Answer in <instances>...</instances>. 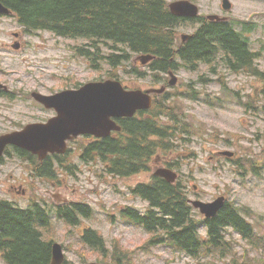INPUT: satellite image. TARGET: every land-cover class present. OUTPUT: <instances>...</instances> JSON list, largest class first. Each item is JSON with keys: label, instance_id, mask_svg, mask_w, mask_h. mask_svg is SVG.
Returning <instances> with one entry per match:
<instances>
[{"label": "rangeland", "instance_id": "rangeland-1", "mask_svg": "<svg viewBox=\"0 0 264 264\" xmlns=\"http://www.w3.org/2000/svg\"><path fill=\"white\" fill-rule=\"evenodd\" d=\"M233 1L235 10L232 15L235 17L232 18L252 19L258 24L257 30L251 34V38L255 50L263 54L257 62L259 68L264 71V17L256 15L264 12V0ZM219 2L220 0H202L203 5L212 7H218ZM0 27L13 30L24 28L15 19H9V17L0 19ZM35 32L38 34L28 35L27 39L12 37L5 42L1 60L3 68L9 72L8 78L12 82L8 86L15 85L16 90L20 93L17 95V106L5 112V115L9 116L7 121H4L3 115L2 123H6V125L4 130L0 131L1 134L10 132V129L17 126V122L22 124L16 129H21L26 124L44 121L50 117V114L34 101V92L49 93L59 89L62 86V79L68 82L75 80L88 82L95 80L96 77L106 76V69H104L107 67L106 65L102 69H94L90 67L86 59L75 53L74 47L78 41L56 36L49 31ZM217 69V73H213L206 66H201L195 72L182 71L178 73L176 70L180 82L172 89L173 99L169 104L180 106L187 114V118L195 125L199 124L203 128L210 129L213 134H207L203 138L196 132H193V135H185L188 140L182 151L187 156L182 158L181 151H173L170 155L174 157V161L179 160L180 166L175 170L182 174V181L192 198L209 201L218 194L225 195L240 204L250 205L264 216V174L260 177L250 176L245 185L242 181V177L245 175L239 173V168L236 165L237 160L231 163L213 156L219 150H232L236 152L237 159L246 162L241 171L249 173L250 171H246L245 168L250 167L256 156L264 153V115L257 102L248 104L247 101L249 98L255 99L260 95L262 81L258 77L235 73L225 66L218 65ZM201 76L205 80L210 79V81L197 82ZM186 82H193V87L196 89H189ZM138 84L147 87L152 85V80L142 79ZM224 84L227 89L217 90ZM229 88L235 90L237 100H232ZM189 90L193 91L195 99L186 97ZM246 104L250 110L245 108ZM253 113L256 114V118ZM32 135H35L33 131L30 132L28 138ZM37 140L45 146H50L42 139V135ZM32 149L39 153L36 155H41L38 149ZM89 149L90 147L87 145L83 154L84 160L81 156L74 155L73 152L69 155L68 159L64 161L66 167L55 179L57 186L64 187H54L61 189L64 196H68L71 200L79 198L111 199L112 201L107 203V205L110 204L109 206H96L98 210H95L91 219L84 212L81 213L80 224L87 223L85 226L96 229L107 240L108 247L112 250V242L115 238H120L121 244L126 248L141 247L143 241L150 234L143 228L132 225L135 224L133 220H131L132 224L124 222L120 218L119 211L127 205H133L142 210L148 208V203L135 196L132 193V188L140 181L151 182L153 180L152 171L154 172L155 169L149 171L147 176L144 173L126 178L113 176L106 171L101 161H91L88 158L94 155V149ZM97 153L99 154V151ZM161 159L155 158L154 161ZM260 160H264V157H261ZM22 161L13 158L12 163L4 168L5 175L0 173V180L5 183L6 187H10L9 174L16 177L23 171L24 168L18 165ZM57 164L61 165V163ZM36 172L40 173L41 171ZM98 173L107 178L106 183H98L96 180ZM52 181L53 179H51ZM40 185L46 188L50 187L48 181L41 180ZM14 197L15 195H13ZM22 206L27 207L28 205L22 204ZM104 209L105 212H103ZM255 214L254 212V217ZM138 216V213L133 214V217ZM257 218H253L256 229L264 234V218H261L263 221L260 223L255 222ZM74 229L75 227H70L71 233ZM229 231L233 232L230 237L235 236L239 240L237 249L240 251L252 250L251 255L254 257L261 251L259 246L254 250L239 232L232 229ZM57 232L60 237H65L63 227L58 228ZM84 239L89 240V235H85ZM77 246L84 252L80 251V254L76 248H72L68 253L69 258L76 263L83 261V256H86L88 261L102 257L94 247L84 246L81 242H78ZM0 258L4 264L5 259L2 252H0ZM134 260L136 264H167V260L170 261V264H201L203 262V259H199V257H192L164 246L152 247L149 252L139 251L134 256Z\"/></svg>", "mask_w": 264, "mask_h": 264}, {"label": "trees", "instance_id": "trees-1", "mask_svg": "<svg viewBox=\"0 0 264 264\" xmlns=\"http://www.w3.org/2000/svg\"><path fill=\"white\" fill-rule=\"evenodd\" d=\"M0 1L13 10L19 22L28 29H46L58 35L85 40L86 43L78 47V53L93 65L100 59L106 61L112 66L111 69L117 70L113 77L137 74L133 66L127 64L132 52L150 51L167 60L176 51L177 35L170 27L181 20L165 8L163 0ZM241 23L243 28L239 31L234 26L225 29L228 27L226 23L205 22L202 29L216 24L217 32L199 29L185 45L179 47L181 57L204 61L215 57L218 51H225L227 58L223 60L230 70L250 69L251 64L248 62L256 58V53L244 33L252 32L254 23ZM158 68L169 70L176 66L171 62H163L158 64ZM170 113L173 111L170 110ZM176 120L174 124L167 121L163 125L150 122L146 126H132L124 120L119 138L125 140L132 136L134 144L127 139L126 143L116 147L102 145L100 148L90 147L89 150L98 149L103 160L110 163L105 161L108 164L106 169L111 173L119 176L136 173L158 152L165 154L183 150L188 140L185 135L196 132L203 136L209 132L202 126L199 131H191L188 126L195 128L193 123L185 124ZM139 191L143 194L147 192L151 205L160 207L163 215L159 217L153 210L150 211L146 226L154 235L149 242L150 248L165 241L173 250L195 254L203 259L201 264H220V254L233 252L238 241L226 233L229 228L251 238L252 243L263 245L255 235L253 225L246 219L247 212L251 214L250 209L239 206L233 199L227 201L217 216L202 221V218L193 214L194 208L188 200L189 192L184 183H170L161 177H154L146 191ZM29 215V211L18 210L9 202L0 203V236H4L0 248L4 250V258L10 264H48L50 260L51 243L39 238ZM202 223L207 225V236L201 232ZM139 250L148 249L144 245L126 248L121 243H114L106 263L120 264L122 260L124 264H136L134 256ZM83 259L85 261L86 257ZM167 264H170L169 260ZM232 264H264V257H254L247 252L244 256H234Z\"/></svg>", "mask_w": 264, "mask_h": 264}, {"label": "flooded vegetation", "instance_id": "flooded-vegetation-1", "mask_svg": "<svg viewBox=\"0 0 264 264\" xmlns=\"http://www.w3.org/2000/svg\"><path fill=\"white\" fill-rule=\"evenodd\" d=\"M174 1V0H173ZM193 3L197 4L199 6V16L197 18H190L187 16H178L180 18H183L187 20L186 24L179 27L180 33L185 31H190L191 27H200L204 25L205 19L211 20L208 15L209 14H219L221 16H224L225 13L223 9L220 8H214L211 5L205 6L202 3V0H191ZM5 17H15L14 15L6 16L5 14H0V19H3ZM195 20V21H193ZM191 23L194 25L188 26L187 24ZM218 25H213L205 28H200L203 31L212 33L217 32ZM12 37L18 39L28 38V30H19V29H11V28H5L0 27V66L3 65L2 62V53L5 46V42ZM23 46V44L21 43ZM169 61V60H168ZM168 61L162 60L158 61L157 64H162L163 62L167 63ZM191 64L182 65L179 62H175L174 65L178 69V73L182 71H198L200 69L199 64L196 63L194 60L188 61ZM153 63L149 64L152 66ZM255 69V68H254ZM249 70L246 71L245 74L255 77V71ZM210 70L213 73H217L218 69L211 67ZM167 71V75H168ZM150 72L147 71V74ZM206 81H210V79H206ZM9 83H12L8 76L5 75L4 71L0 69V131L4 130V126L6 123L3 122V115H4V121H7L9 119L8 115H5L6 111H10L14 109L18 104V94L20 91L16 90L15 85L8 86ZM159 86L166 87V90L162 94H156L153 93V104H159L161 106L169 104L173 99V93L172 89L169 86V77ZM138 87L137 85H130L128 86V89ZM154 86H147L143 88H151ZM221 89H227L225 85L220 87L217 90ZM215 90V91H217ZM29 92V91H28ZM27 92V94H28ZM58 91H50L49 93H45L48 95H53L57 93ZM27 98V95H26ZM34 101L40 105L41 108H44L46 112L50 114V117L47 120L40 121V122H47L51 118H54L57 116V110L54 106L47 107L42 101L36 99L34 96ZM152 112L150 109H144L140 110L136 113L133 117H120L117 118V121L119 124L123 122L124 119L127 120V122H130L132 126H146L149 125L151 122L150 114ZM14 116V115H11ZM22 117V116H21ZM39 120V119H36ZM17 122V121H16ZM37 123V122H33ZM22 123L17 122V126H14L13 129H10V132L21 130L16 129L21 126ZM9 131V130H8ZM117 131H112L110 134L104 136V137H98L93 134H82L77 137H73L71 139L67 140V149L63 152L65 146H60L54 151H46V153H41V155H36L39 153L32 152L28 149L22 148L17 145L13 144H7L3 149L0 146V173L1 175H5L6 171L4 168L9 166L12 163L13 158H18L23 160L18 164L21 168H24L23 171L16 175V177H13L12 174L10 175V187H6L4 182H1L0 180V203H5L6 200L11 202L13 206H15L18 210H27L31 213V217H33L36 221V224H40L42 226H47L48 224H51L53 221H57L59 223L58 228H62L66 222H71L77 227V231L80 232L81 237H85L88 233H91V229L89 226H85L86 224L81 225L80 224V214L85 213L88 206L86 205L84 199H76L71 200L68 196H64V193L61 191V189L57 187H64V186H57V182L55 179L59 176L60 171L66 167V163L64 161L68 159L69 155L73 152L74 155L81 156V158L84 160V147H99L104 146H110V147H116L119 143H121L123 140L120 139L117 136ZM9 133V132H7ZM6 133L1 134L0 136L4 135ZM132 143H134V140L131 137H128ZM98 151L94 149V155L89 157L93 160L95 159H101V154L97 153ZM236 156V155H235ZM222 157V156H220ZM162 159L160 161H154L153 159L149 160L148 163L144 164L140 169L139 172L135 173L134 175L142 174L145 175L150 171V169L153 168H159L160 166H170L174 167V157L169 155L166 157H161ZM57 163H61V165H58ZM110 164L109 162H107ZM106 163V166L108 164ZM35 166V169H34ZM40 170V173H37L36 171ZM264 170V163L258 166L259 174ZM113 176H116V173H109ZM147 176V175H146ZM51 179L53 181L51 182ZM48 181L50 184V187L46 188L40 185V181ZM97 181L99 183L103 182L106 183L107 179L103 176V174L98 173L97 174ZM60 183V182H59ZM149 181H140L138 182L134 188H132V191H137V188L139 185H142V190L146 191L149 187ZM57 186V187H54ZM69 188L68 186H65ZM147 193V192H146ZM13 195L15 197L13 198ZM23 205H28L27 207H23ZM21 206V207H20ZM226 206V203L221 207L224 208ZM122 217L125 216H133L135 213V210L133 208L123 207L120 209ZM222 211V210H221ZM220 211V213H221ZM146 215L144 216V222L147 223L149 218V208L146 210ZM44 224V225H43ZM49 226V225H48ZM47 226V227H48ZM2 240V238H0ZM78 253L80 251L78 250ZM81 254V253H80ZM83 254V253H82ZM86 257V256H83ZM62 264H74L73 261L70 259H66Z\"/></svg>", "mask_w": 264, "mask_h": 264}, {"label": "water", "instance_id": "water-1", "mask_svg": "<svg viewBox=\"0 0 264 264\" xmlns=\"http://www.w3.org/2000/svg\"><path fill=\"white\" fill-rule=\"evenodd\" d=\"M173 10H175V4ZM0 11H8L1 2ZM148 58L150 57H140L142 61ZM35 96L45 105H55L60 114L65 110L66 114H69V118L67 116L63 118L60 115L48 124L29 125L24 132H14L4 136V145L26 139V133L30 131L38 133V137L42 135V139L49 145L55 144L61 138L64 139L67 133L78 135L83 132H91L97 135H106L113 128L120 129L115 126V122H111L112 115L131 116L138 108L149 106L150 101V96L143 90L127 91L121 82L115 80L87 83L77 91H63L55 96L41 94H35ZM54 134L60 138L53 136ZM230 153L226 152L225 154ZM156 173L165 176L170 181H175L177 177L174 171L165 168L159 169ZM224 199L221 197L213 202L198 200L193 203L207 216H214L224 205ZM53 251V264H61L64 257L62 246L59 243L54 244Z\"/></svg>", "mask_w": 264, "mask_h": 264}, {"label": "bare ground", "instance_id": "bare-ground-1", "mask_svg": "<svg viewBox=\"0 0 264 264\" xmlns=\"http://www.w3.org/2000/svg\"><path fill=\"white\" fill-rule=\"evenodd\" d=\"M122 49H123V48H122ZM123 50H124V49H123ZM128 50H129V49H128ZM116 51H117V50H116ZM118 52H121V51H118ZM130 52H131V51H130ZM224 62H225V60H224ZM225 63H226V62H225ZM225 66H226L228 69H230V68L228 67L227 64H226ZM130 67H131V66H130ZM176 70H178L177 67H176L175 69H169V70H167V71L172 72V73H174L175 75H178L177 72H176ZM119 76H121V75H119ZM164 173H165V172H164ZM166 174H167V173H166ZM168 176H170V175L168 174ZM170 177H172V176H170ZM175 181H176V179H175ZM20 207H21V206H20ZM43 225H44V224H43ZM48 225H49V224H48ZM48 225H47V226H48ZM47 226H46V227H47ZM77 252H78V251H77ZM83 258H84V257H83ZM87 261H88L87 258H86L85 261H84V259H83V262H87Z\"/></svg>", "mask_w": 264, "mask_h": 264}]
</instances>
